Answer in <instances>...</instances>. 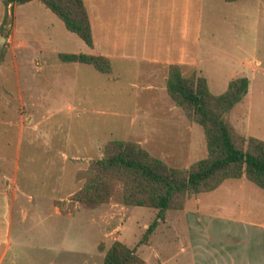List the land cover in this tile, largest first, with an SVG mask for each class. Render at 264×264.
I'll return each mask as SVG.
<instances>
[{"label": "crops", "instance_id": "crops-1", "mask_svg": "<svg viewBox=\"0 0 264 264\" xmlns=\"http://www.w3.org/2000/svg\"><path fill=\"white\" fill-rule=\"evenodd\" d=\"M82 3L89 20L91 47L66 31L39 2L7 3L3 6L0 0V21L5 8L12 15L7 37L10 47L33 52V80L43 76L44 71L48 77L54 78L72 70L70 76H64L65 87L62 90L66 92L70 91L69 85H79L83 81L80 74L84 71L80 66L84 64L61 62L57 58L58 53H87L107 58L110 71H97V74H104L105 82L114 86H118L126 73L132 74L127 86L137 87L139 97H134L131 102L136 109L149 110L139 123L142 132L136 142L163 161L171 158L179 161V166L189 164L190 154L200 155L203 150L201 147L193 150L190 134L194 123L185 118L165 92L167 67L178 65L182 75L195 71L205 78L210 93L222 92L228 80L246 75L243 73L246 69L237 67L243 73L241 75H237L235 68L226 74H209L205 64L216 58L220 60L216 64L222 66L226 62H243L249 48L243 43L244 32L251 30L254 42L258 40L256 35L261 37L263 34L261 38H264V0H82ZM22 12L30 14L27 24L36 34L35 40L30 41L27 47L24 40H15L18 15ZM222 45L225 47L219 48ZM251 51H255V44ZM258 62L254 60V63ZM14 68L16 70V65ZM254 69L249 70L251 74ZM46 82L54 90L49 92L57 93L56 83ZM35 84L39 85V82ZM248 92L247 89L242 98ZM31 99L38 104L34 107L41 106V94ZM18 100L21 107L20 90ZM152 110L157 112L151 114ZM231 110L227 119L238 132L243 133L239 130L243 129L242 125L231 116ZM17 126L21 129L20 122ZM153 141L168 144L161 150H155ZM91 146L89 143L88 150ZM62 157L66 158V155ZM182 157H185L183 163ZM1 164L4 166L5 161ZM16 171L15 162L9 172L12 177L0 170V264H102L103 252L97 251L96 240L91 245L94 253L68 242L64 231L60 232V240L55 242V218L63 221L80 211H97V205L85 207L75 201L70 204L72 200L69 197L78 187L69 188V182H73L70 176L63 179L62 166L53 172L51 179L46 178L45 183H39L40 189H34L39 192H33L31 183L28 187L26 183L17 182ZM64 182L66 187H63ZM247 182L250 183L243 177L229 178L211 190H222L225 196L220 217H215L225 223L222 233L225 246L222 250L230 254L221 264H250L245 261V255L248 237L252 234H257L259 243L264 244V193ZM64 253L68 254L69 260L58 258Z\"/></svg>", "mask_w": 264, "mask_h": 264}, {"label": "rangeland", "instance_id": "rangeland-1", "mask_svg": "<svg viewBox=\"0 0 264 264\" xmlns=\"http://www.w3.org/2000/svg\"><path fill=\"white\" fill-rule=\"evenodd\" d=\"M30 18V14L25 12L18 15L15 40H24L25 47L36 38L35 32L27 24ZM11 23L12 15L5 8L0 21V170L12 177L9 172L14 167V162L17 163V182L26 183L28 187L31 183L33 192H39L34 190L40 189L39 183H45L46 178L51 179L53 172L62 166L63 179L70 176L74 183L69 182V188H79L94 172L91 161L101 156L104 142H136L142 132L139 123L149 110L136 109L131 102L134 97H139V90L137 87L132 89L127 86L132 80L130 73H126L118 86H114L105 82L104 74H97L91 66L84 64L80 66L84 71L80 74L83 76L80 80L83 81L79 85H69V92L62 89L65 87L64 76L71 74L72 70L54 78L48 77L44 71L43 76L33 80L31 58L34 54L22 50L23 48L20 51L12 50L7 40ZM219 32L218 29L217 33ZM244 34L243 43L249 48L242 63L226 62L222 66L216 64V61H220L216 58L205 66L209 74H226L235 68L237 75H247L241 76L247 78L248 95L231 108V116L239 120L243 128L239 130L243 133L238 132L227 120L238 134L264 141V38H261L263 34L261 37L256 35L258 40L254 42L251 30ZM254 44L255 51L252 52ZM223 47L225 46L219 48ZM255 59L259 60L258 64L254 63ZM237 67L246 70L241 73ZM253 67L255 69L252 70L251 77L249 70ZM191 74L201 75L195 71H187L183 76ZM48 80L56 83L57 93L49 92L54 90L52 85L47 84ZM19 90L21 107L18 100ZM40 94L41 106L34 107L33 105L38 104L31 98ZM156 112L152 110L150 113ZM19 122L21 129L17 126ZM191 126L193 130L190 134V145L194 147L193 150L199 147L203 150L200 155L195 156L194 152L190 154L189 160L192 162L203 156L205 146L201 128L196 124ZM89 143L92 146L88 150ZM152 144L155 150H161L168 143L153 141ZM184 158H180L182 163ZM164 160L161 161L166 165L177 168H185L191 163L179 166L180 162L176 159ZM4 161L3 166L1 163ZM248 185L256 188L253 184ZM63 187H66V182ZM62 190L64 192L65 189ZM117 192L118 185L115 184L110 198L97 204V211H80L63 221L55 218V242L60 240V232L64 231L68 242L81 246L88 253H94L91 245L95 240L97 251L102 252L113 240H118L129 248H135L136 255L144 264H221L230 256L227 251L222 250L225 246L222 237L225 223L215 218L221 214L224 202L222 190L191 195L180 209L165 210L163 219L157 221L155 228L142 244L138 240L145 227L153 220L155 210L122 205L118 202ZM72 203L73 201L70 202ZM248 238L245 261L250 264H264V244L259 243L257 234ZM230 253L233 256V252ZM58 258L69 260L65 253Z\"/></svg>", "mask_w": 264, "mask_h": 264}, {"label": "trees", "instance_id": "trees-1", "mask_svg": "<svg viewBox=\"0 0 264 264\" xmlns=\"http://www.w3.org/2000/svg\"><path fill=\"white\" fill-rule=\"evenodd\" d=\"M30 1L39 2L66 31L85 46H92L89 20L82 0H1L4 6ZM57 58L61 62L86 64L100 73L110 71L108 59L99 55L58 53ZM247 83L245 76H237L228 80L222 92L212 94L203 76H183L178 65H168L165 92L185 118L201 128L204 156L185 168H177L166 165L135 141L107 140L101 156L91 161L94 172L70 195V199L91 207L107 201L113 185L117 184L119 203L155 210L153 220L138 240L142 244L157 221L163 219L165 210L180 209L189 196L211 191L225 179L243 177L264 192V141L238 134L226 118L232 106L245 95ZM101 262L144 264L135 248L118 240H113L103 251Z\"/></svg>", "mask_w": 264, "mask_h": 264}, {"label": "water", "instance_id": "water-1", "mask_svg": "<svg viewBox=\"0 0 264 264\" xmlns=\"http://www.w3.org/2000/svg\"><path fill=\"white\" fill-rule=\"evenodd\" d=\"M2 38L0 37V40H1Z\"/></svg>", "mask_w": 264, "mask_h": 264}]
</instances>
